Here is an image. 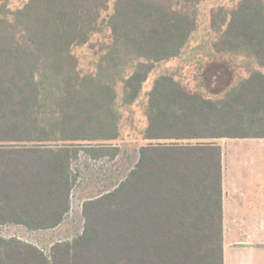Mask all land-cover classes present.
<instances>
[{
    "label": "trees",
    "instance_id": "16d2710c",
    "mask_svg": "<svg viewBox=\"0 0 264 264\" xmlns=\"http://www.w3.org/2000/svg\"><path fill=\"white\" fill-rule=\"evenodd\" d=\"M10 0H0L5 14ZM202 0H29L0 17V225L59 227L70 211L81 152L114 160L115 94L138 97L154 66L180 55ZM110 31L96 75L72 55ZM213 56L244 54L264 66V1L211 14ZM104 62V64H102ZM212 100L159 76L148 93L145 142L112 191L85 200L81 234L46 255L0 237V264H224L221 141L264 139V74L231 85L227 65L202 73Z\"/></svg>",
    "mask_w": 264,
    "mask_h": 264
},
{
    "label": "rangeland",
    "instance_id": "374dc122",
    "mask_svg": "<svg viewBox=\"0 0 264 264\" xmlns=\"http://www.w3.org/2000/svg\"><path fill=\"white\" fill-rule=\"evenodd\" d=\"M28 1L10 0L6 4L5 14H0V17L6 18L7 13L23 8ZM239 1L202 0L198 3L196 5L195 30L190 34L180 55L169 61L156 64L142 84L138 97L132 102H127V91L124 88L123 80L130 74L129 72L134 71L133 67L129 69L126 67L123 71L121 69L114 78L105 79L103 83L109 85L115 94L112 108L116 114L118 137L116 141L111 142V146L117 148V157L114 160L105 158L94 161L85 152H81L79 159L73 164L76 182L71 194L70 211L59 227L51 230L32 231L21 225H0V237L16 238L33 244L47 255L54 243L69 242L81 234L83 228L82 203L116 188L138 160L139 149L145 143L142 137L147 127L148 93L159 76L171 77L185 92L200 93L212 100H219L224 94H209L202 84V73L208 67L229 66L233 87L252 73L264 74V66L258 65L250 56L239 53L226 54L221 57L213 56V44L217 41L218 36L210 28L211 14L219 8L230 11L236 8ZM114 2L115 0H109L108 10L102 14L103 17L111 15ZM109 34L110 31L102 27L101 31L96 32L87 44L72 49V55L77 60L80 75H96L100 67L98 62L104 52V44L109 42ZM246 141L226 140L220 142L225 180L230 179L233 169L235 174L239 172L242 176H246L249 170L246 167L248 160H264V151L261 149L259 151L252 150L251 147L254 144L257 145L259 140L249 139ZM232 159H234V168L231 165ZM237 161L239 164L236 163ZM250 202L251 199L248 198L244 204L249 205ZM244 214L246 213L242 212L240 217L245 216ZM228 223L227 220L225 228L228 229L225 230V248L223 244V250L225 249V253L230 254L236 249V245L232 239L235 233L232 235ZM255 251L257 254L259 253V250Z\"/></svg>",
    "mask_w": 264,
    "mask_h": 264
},
{
    "label": "crops",
    "instance_id": "0c3cea01",
    "mask_svg": "<svg viewBox=\"0 0 264 264\" xmlns=\"http://www.w3.org/2000/svg\"><path fill=\"white\" fill-rule=\"evenodd\" d=\"M258 140L257 145L251 146L252 150L264 151V139ZM241 141L247 142L246 140ZM85 154L94 161L106 158L94 159L88 153ZM233 162L234 159L231 162L232 168H234ZM236 163L239 164L238 161ZM246 167L249 169L246 176H242L239 172L235 174L233 169L229 180H225L222 169L223 244L225 230L228 229L225 228L228 220L229 230L232 231V235L235 233L232 239L236 245V249L230 254L225 253V249L223 250L224 264H264V160H248ZM248 198L251 199V204L245 205L244 201ZM242 212L246 214L240 217ZM255 250H259V253L257 254Z\"/></svg>",
    "mask_w": 264,
    "mask_h": 264
}]
</instances>
